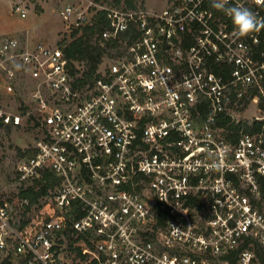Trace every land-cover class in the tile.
<instances>
[{
  "label": "built area",
  "instance_id": "2783aa9c",
  "mask_svg": "<svg viewBox=\"0 0 264 264\" xmlns=\"http://www.w3.org/2000/svg\"><path fill=\"white\" fill-rule=\"evenodd\" d=\"M211 4L177 0L159 14L66 5L71 29L102 10L103 40L139 34L83 88L60 47L3 40L0 98L26 91L29 107L1 105L0 123L18 128L33 114L40 133L18 181L51 170L60 183L25 226L0 204V253L14 264H69L73 251L85 264H264V138L232 142L214 127L264 102V28L237 36ZM238 5L264 17V0H229ZM209 57L231 65L229 78Z\"/></svg>",
  "mask_w": 264,
  "mask_h": 264
},
{
  "label": "rangeland",
  "instance_id": "374dc122",
  "mask_svg": "<svg viewBox=\"0 0 264 264\" xmlns=\"http://www.w3.org/2000/svg\"><path fill=\"white\" fill-rule=\"evenodd\" d=\"M177 0H134L136 9H142L159 14L170 8ZM181 1V0H179ZM90 2H101L108 8L117 10L127 9L126 0H0V44L6 38H17L24 44L34 45L39 42L50 46L60 47V43L67 39L71 28L60 16L59 11L68 4L85 9ZM20 9V11H18ZM25 13V16H22ZM70 27V28H69ZM105 65L110 63L106 60ZM103 69V67H102ZM15 97L12 100L2 99L1 105L12 111H16L20 106H28L27 94ZM21 100V101H20ZM260 107L261 110L259 109ZM264 102L259 100V104H250L246 111L235 112V120H252L264 115ZM39 129L23 122L20 128H12L9 132L0 129V204H7L17 224L30 222L42 215L45 211L47 196L40 200V204L34 205L29 211L22 205V200L18 197L20 183L17 177V165L27 156L19 155V149L27 153L31 150L39 139ZM75 243L73 242L72 245ZM68 247H73L68 243ZM8 254L0 253V260L6 258ZM12 258V257H11ZM14 259L12 258V261ZM69 264H85L79 261L77 252L73 251Z\"/></svg>",
  "mask_w": 264,
  "mask_h": 264
},
{
  "label": "trees",
  "instance_id": "16d2710c",
  "mask_svg": "<svg viewBox=\"0 0 264 264\" xmlns=\"http://www.w3.org/2000/svg\"><path fill=\"white\" fill-rule=\"evenodd\" d=\"M115 3L119 4L120 0H116ZM126 5L127 9H136L134 0H126ZM210 8L215 13V16H220L223 18V21L227 22L224 12L214 9L212 6H210ZM109 27L110 23L106 12L100 10L93 16L90 24L73 28L69 34V40L64 39L60 43V48L63 50L69 61L71 74L76 80V87L83 88L87 85L92 86L99 77L98 70L100 69V66L106 60H112L115 57V54H118L125 48V46H128L133 38L139 36L137 31L131 28L128 32L122 33L117 39L112 38L109 40H103V32L108 30ZM207 65L211 72L221 75L226 79L229 78L232 69L231 65L223 62H216L211 57L207 59ZM253 93L257 95L258 90L254 89ZM260 96L262 99L263 95L260 94ZM1 103L2 99L0 98V108L2 107ZM21 109H25L23 111L24 113L28 110L25 106H21ZM203 112L206 113V110L203 109ZM35 120V116L31 114L29 116L28 125L32 124L33 127H37ZM214 127L223 130V134L232 142H235L241 133L257 135L264 138V121L245 120L232 122L230 118L225 116L221 117ZM0 129L9 132L12 128L9 126L4 127L0 123ZM28 153L31 154L30 149L27 150V153L19 149V155L21 157H24ZM259 182L260 188L264 192V178H260ZM59 183L60 178L53 171H44L41 178L33 185L28 186L20 184L18 197L22 200L28 201V204H25L24 206L26 210L29 211L34 205H38L41 199L49 196L50 191H52ZM25 225L26 222L23 224L21 223V227ZM68 242H70V240ZM23 263L24 262H22V264ZM0 264L14 263L11 257H6L0 260Z\"/></svg>",
  "mask_w": 264,
  "mask_h": 264
},
{
  "label": "clouds",
  "instance_id": "9594fccd",
  "mask_svg": "<svg viewBox=\"0 0 264 264\" xmlns=\"http://www.w3.org/2000/svg\"><path fill=\"white\" fill-rule=\"evenodd\" d=\"M229 0H212V8L224 12L232 21L237 36H247L264 28V17H258L245 6H228Z\"/></svg>",
  "mask_w": 264,
  "mask_h": 264
}]
</instances>
